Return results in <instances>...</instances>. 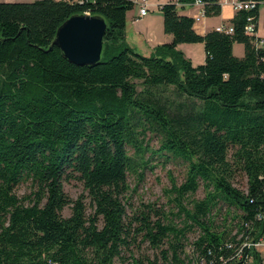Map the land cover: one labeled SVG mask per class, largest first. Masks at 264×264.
Wrapping results in <instances>:
<instances>
[{"label": "trees", "instance_id": "1", "mask_svg": "<svg viewBox=\"0 0 264 264\" xmlns=\"http://www.w3.org/2000/svg\"><path fill=\"white\" fill-rule=\"evenodd\" d=\"M137 1L0 2V264H115L138 237L167 264H247L246 250L241 258L236 251L264 230L256 221L264 212V39L245 29L253 17L258 31L259 9L236 12L232 34L200 35L194 18L181 14L195 0L169 2L161 12L174 39L145 56L126 40ZM203 2L205 16L221 15L218 0ZM87 13L103 17L108 29L100 63L79 66L52 45L67 19ZM198 43L206 60L195 66L177 47ZM235 44L244 57L234 54ZM169 88L186 98L185 111L174 114L157 98L155 90ZM149 131L161 136L153 155L188 164L185 181L170 190L183 228L154 204L128 213V178L148 163L140 139ZM237 174L247 178L246 192L234 186ZM73 179L87 197L65 192ZM23 183L32 192L19 198ZM201 186L205 198L185 206ZM221 203L227 216L234 210L233 226L228 218L215 224ZM194 226L201 234L194 261L186 262L182 241Z\"/></svg>", "mask_w": 264, "mask_h": 264}, {"label": "rangeland", "instance_id": "2", "mask_svg": "<svg viewBox=\"0 0 264 264\" xmlns=\"http://www.w3.org/2000/svg\"><path fill=\"white\" fill-rule=\"evenodd\" d=\"M141 91V88H139ZM157 98L162 101V104L168 107V109L174 113L179 114L186 110L187 100L181 97L173 88L168 90H155ZM142 143L147 146L149 150L146 153L145 159L147 164L138 167V173L129 175L128 182L130 185V191L126 195L125 203L129 215H132L135 211L143 208V205L154 204L156 207L163 208L165 211L175 214L171 217L175 224L179 228L185 226L184 216H180V211L176 207V201L174 200L175 194L170 193L173 182L175 181L180 186L186 179L188 164L182 160L164 158L160 159L159 156L152 153L157 151L161 145V136L154 132H147L141 136ZM247 178L243 174H237L234 180V186L244 192L247 191ZM65 192L72 200H77L81 195L88 196V191L82 182L73 179L67 181L64 184ZM32 188L30 183H23L16 189V194L19 198H23L30 195ZM206 196L204 187L201 186L199 191L195 195L187 196L184 201V205L188 208H192L193 201L203 200ZM86 202L89 204L90 199ZM228 208L222 203L214 210L212 217L214 218L217 226H222L224 218H228V225L236 224L237 222L232 220V216L235 214L234 210H231L230 215L227 216ZM89 214L92 213V209H89ZM66 217L71 215V208H67L64 211ZM101 225V224H100ZM229 226V227H230ZM102 227V225H101ZM231 228V227H230ZM237 232V228H233V233ZM201 234L200 229L194 226L189 229L184 244V251L181 252V258L186 262L191 259L194 261V249L193 242H195ZM254 249V248H253ZM162 250H169V244L165 243ZM252 253L257 256L264 257V246L258 247L252 250ZM172 253L169 254L171 256ZM121 258H116L115 264H132L133 258H150L155 260L158 258L160 264H167L163 258L161 250L152 249L148 242L142 240V237L131 244L129 249H123Z\"/></svg>", "mask_w": 264, "mask_h": 264}, {"label": "crops", "instance_id": "3", "mask_svg": "<svg viewBox=\"0 0 264 264\" xmlns=\"http://www.w3.org/2000/svg\"><path fill=\"white\" fill-rule=\"evenodd\" d=\"M34 1L36 0H0V2L6 3H30ZM172 1L175 2L177 0H149V12L146 16H140L139 5H136L132 11L128 12L126 40L133 50L142 55L150 56L156 47L169 44L173 41V35L166 34L164 31V17L161 12V6ZM201 11V7L187 6L181 10V14L195 19ZM235 14L236 11L230 4L225 5L222 7L220 16H202L200 21L195 23V30L200 35H205L212 30H216L220 25L230 24ZM257 34L258 37L264 39V4L259 7ZM177 49L183 52L193 65L198 66L205 63L206 52L204 44H181ZM233 52L239 58L244 57V46L242 44H235Z\"/></svg>", "mask_w": 264, "mask_h": 264}, {"label": "water", "instance_id": "4", "mask_svg": "<svg viewBox=\"0 0 264 264\" xmlns=\"http://www.w3.org/2000/svg\"><path fill=\"white\" fill-rule=\"evenodd\" d=\"M107 29L101 16L73 15L60 26L52 46L60 48L71 63L94 66L102 59Z\"/></svg>", "mask_w": 264, "mask_h": 264}, {"label": "built area", "instance_id": "5", "mask_svg": "<svg viewBox=\"0 0 264 264\" xmlns=\"http://www.w3.org/2000/svg\"><path fill=\"white\" fill-rule=\"evenodd\" d=\"M60 1H66V2H79L80 0H60ZM137 5L140 6V16H146L149 12L148 6H149V0H138ZM218 3L221 7H224L225 5L230 4L233 9L238 12L241 10H254L259 9L260 5L264 4L263 0H218ZM191 6H198L202 8L201 13L199 16L195 17V23L199 22L201 17L205 15L204 12V2L203 0H195V2ZM88 14V13H87ZM246 34L251 37H258V34L256 31V23L254 22V18L250 17L248 19V24L246 25ZM216 31L226 33V34H232L234 32V28L231 24H223L216 28ZM258 45L262 46L263 41H259ZM256 221L259 223L264 222V212H260L256 216ZM240 248L236 251V256L238 258L242 257V253L246 250L248 253L246 262L247 264H264V257L257 256L256 254L252 253V250H255L258 247L264 246V230L260 232V235L257 239L248 237L240 244ZM232 246L230 245V248ZM254 248V249H253ZM222 260V259H221Z\"/></svg>", "mask_w": 264, "mask_h": 264}]
</instances>
